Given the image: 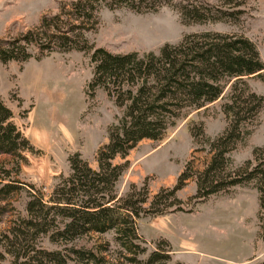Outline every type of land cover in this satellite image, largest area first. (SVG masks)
Here are the masks:
<instances>
[{
    "label": "rangeland",
    "instance_id": "374dc122",
    "mask_svg": "<svg viewBox=\"0 0 264 264\" xmlns=\"http://www.w3.org/2000/svg\"><path fill=\"white\" fill-rule=\"evenodd\" d=\"M67 1L0 0V39L37 26L44 14L59 11L60 4ZM235 7L242 9L237 18L223 17L207 24L183 23L167 5L144 13L102 7L95 27L86 35L94 46L142 55L157 53L164 43H175L187 32L225 30L249 37L264 61V0H238ZM91 75L89 52L79 50L52 51L24 62L0 60V97L34 148L24 152L25 160L0 153V177L32 185L48 203L89 201L90 191L83 184L81 173L71 168L69 157L79 152L91 167L98 168L97 151L108 141V129L122 111L102 87L89 93ZM248 82L264 96V83L259 78L252 77ZM229 87L230 82L206 106L182 110L161 137L141 139L124 157L116 155L113 162L127 161L114 186L119 200L131 196L148 206L155 192L176 182L191 156L198 167L202 165L207 152L195 150L201 144L194 142L191 131L199 123L211 137L223 130L226 121L220 103L228 97ZM256 145H264V103L251 134L232 150L233 165L252 157ZM195 191L193 179L176 191L182 207H190L189 196ZM27 198L24 189L19 196H12L9 212L1 216L0 232L12 219L25 214ZM132 217L137 234L133 240L145 248L138 254L141 260L157 248L172 249L168 264H264V215L259 217L258 192L250 184L210 195L194 204L191 211L149 210ZM117 235L115 228L91 231L68 244L93 248L104 256L101 262L89 264H131L124 257L129 252ZM38 241L48 248H62L65 244L50 242L48 238Z\"/></svg>",
    "mask_w": 264,
    "mask_h": 264
},
{
    "label": "trees",
    "instance_id": "16d2710c",
    "mask_svg": "<svg viewBox=\"0 0 264 264\" xmlns=\"http://www.w3.org/2000/svg\"><path fill=\"white\" fill-rule=\"evenodd\" d=\"M228 4V7L225 6ZM238 0H68L59 11L44 14L39 24L19 35L0 39V60L24 62L52 51L89 52L92 75L87 89L93 94L102 87L122 108L108 129V141L97 151L98 168L91 167L79 152L69 157L70 166L81 176L90 191L86 203H48L42 192L18 179L0 177V221L9 212L13 195L24 189L28 196L25 214L12 219L0 232V264H75L97 263L104 256L93 248L69 245L88 232L115 228L124 257L131 264H168L172 249L145 251L135 243L137 237L132 216L141 211L163 213L167 210L191 211L192 206L210 195L228 192L236 185L250 184L258 192L259 217L264 215V145L252 149V157L233 165L231 152L252 132L264 103V96L253 90L252 77L264 83V61L255 43L242 33L218 29L187 32L175 43H164L157 53L114 52L94 46L86 32L95 27L102 7L125 8L137 13L154 12L170 6L186 24H207L223 17L235 19L242 9ZM36 51L38 53L36 54ZM230 82L228 97L220 103L225 127L211 137L202 123L191 131L197 149H205L202 165L191 156L171 187H161L147 205L131 196L119 200L114 188L127 161L129 149L144 138L157 139L171 120L188 107H203L215 101ZM11 108L0 97V153L25 160V151L33 150L28 137L14 121ZM193 179L196 191L189 196V208L182 207L176 191ZM29 186V187H27ZM264 234V222L261 221ZM64 241L62 248H48L38 240ZM41 242V241H40ZM7 260V262H6ZM75 263H74V262ZM175 264H182L177 262Z\"/></svg>",
    "mask_w": 264,
    "mask_h": 264
}]
</instances>
